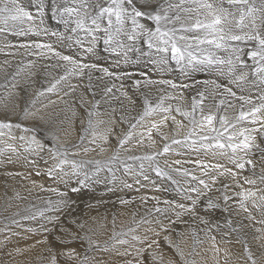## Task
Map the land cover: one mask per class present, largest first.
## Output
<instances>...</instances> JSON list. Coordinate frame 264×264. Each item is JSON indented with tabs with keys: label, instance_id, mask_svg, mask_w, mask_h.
I'll use <instances>...</instances> for the list:
<instances>
[{
	"label": "snow or ice",
	"instance_id": "snow-or-ice-1",
	"mask_svg": "<svg viewBox=\"0 0 264 264\" xmlns=\"http://www.w3.org/2000/svg\"><path fill=\"white\" fill-rule=\"evenodd\" d=\"M30 7L34 11L30 10ZM46 16L63 24L64 32H50L45 26ZM0 34H51L59 40H68V48L75 45L82 50L81 58L77 59L55 50L51 43H9L0 48V52H4L5 48H20L24 49L27 55L37 59L55 58L64 62L59 65L64 69L63 74L55 78L47 89L41 91V96L45 91H61L58 86L67 82L64 96L71 98V94L80 87V84L71 83L70 78L75 77L81 81L87 80L85 87L95 98L97 92L92 84L93 72L100 73L96 79L104 82L101 89L103 96L100 99L89 101L83 92L80 93V104L85 107L86 121L81 120L80 143L72 146L76 151L64 147L59 142V137L52 133V140L56 143L47 150L54 163L45 169L44 175L53 183L63 184L68 191L38 185L41 191L54 193L58 199L49 198L44 208L26 210L29 214L21 219L39 220V228L45 233L55 232L57 229L64 233L66 230L59 225L60 216L55 214L73 203L69 191L76 193L81 187L100 183L102 172L110 174L104 177L106 182H115L118 179V171L134 178L133 183L121 180L125 188L131 189L134 184L147 187L148 185L141 183L142 178L149 181L155 191H161L156 180L150 178L151 171L161 180L175 185L181 198L190 201L185 204L151 197L156 201V205L163 203L173 210L179 209L180 211L175 212L177 220L185 214L195 216L198 207H203L206 212L216 209L229 212L232 209L229 204L232 197L227 194V184L215 189L221 192L223 205L209 195L213 192L218 177L228 175L240 189L234 193L239 197L236 201L238 210L247 213L248 220L264 225V218L258 219L253 214L255 210L264 217V187H257V181L264 185V0H34V3L33 0L28 3L24 0H0ZM100 51L112 57L111 61H108L109 66L84 62L88 55L99 58ZM5 54L15 55L13 52ZM105 59L107 61V57ZM36 63V60H32L23 63L22 67L18 66L10 81L0 85L5 89L4 96L0 97V107L9 112L15 111L16 105L10 100L14 93L8 90L9 86L13 90L18 88V78L24 73L26 79L35 75L32 69L36 67ZM4 64L10 65V62L5 60ZM173 66L189 78H192V73L195 72H210L218 79L199 81L193 78V83L187 84L171 79L152 78V74L156 72L169 73ZM130 68L133 70H129ZM0 70L6 72L2 66ZM125 79L131 81V95L124 90L123 83H116ZM155 85H165L173 91L156 89L157 94L154 95L152 88ZM196 85L200 87L197 88ZM189 88L195 89L190 104L185 102L183 91ZM109 98L120 101L118 118L114 115L117 109L111 107L107 113L108 119H103L106 113L99 110L101 102L107 103ZM61 99L75 116L70 100ZM87 105L90 107H86ZM132 112L136 115H131ZM29 114L28 109H25L24 116ZM124 124H127V131L119 127ZM21 127V124L11 121L10 115H6L0 119V138L7 136L9 140L16 139L11 135V130ZM23 131L29 133L32 130L24 128ZM19 139L25 142L20 146L24 152L38 155L45 149V145L34 135L27 139L20 136ZM158 143L162 145L160 148L156 147ZM0 145H3L0 147V155L20 154L18 147L12 143L0 139ZM140 148H149L152 151L139 155L128 154ZM110 150L111 155L106 159L71 158L79 156L81 152L85 155L89 152L103 155ZM255 153L260 154L259 173L256 172L257 161L252 158ZM168 154L176 157L187 156L189 159H165L161 166L158 157ZM200 154L212 158L227 157L228 162L239 171L218 162L201 159ZM193 156L197 158L192 159ZM8 159L11 160V155ZM129 161L139 163H128ZM44 162L47 164L46 160ZM31 163L35 164V161ZM186 164H194L195 168L183 167ZM88 165L93 167L88 168ZM245 170L251 175L241 176ZM197 171L200 175L196 174ZM174 173L185 178L184 184H181ZM35 175L40 176L41 172L37 170ZM238 176L240 179H237ZM32 183L36 186L35 181ZM245 184L250 187L244 188ZM147 199L141 197L144 202H147ZM129 202L121 200L124 204ZM153 211L162 213L167 211V208L154 207L148 210L146 217L139 221L134 219L135 226L117 234L125 238L117 239L114 235V244L126 246L117 252V255L124 258L122 264H176L173 259L166 258L160 249L159 239L138 233L140 225L152 223L147 216L152 215ZM201 222L208 223L203 217ZM10 223L20 226V220L14 218H10ZM227 224L231 227V220H228ZM167 230L163 225L159 231L154 228L147 229L155 237ZM231 230L238 231L237 228ZM255 231L261 233L256 239H264V228H256ZM163 238L169 247L175 248L184 264H188L179 245H173L168 236ZM210 239L213 241L214 250L219 253L221 250L215 244V236ZM56 240H59L61 245L85 240L90 248L100 247L97 241L87 235L80 237L70 233L68 239L54 236V243L48 250V264H93L87 254L81 256L74 247H58ZM227 255L225 250V256ZM244 257L246 264H264V252L257 257L247 241L244 242Z\"/></svg>",
	"mask_w": 264,
	"mask_h": 264
},
{
	"label": "bare ground",
	"instance_id": "bare-ground-1",
	"mask_svg": "<svg viewBox=\"0 0 264 264\" xmlns=\"http://www.w3.org/2000/svg\"><path fill=\"white\" fill-rule=\"evenodd\" d=\"M24 2L28 3L29 0H24ZM30 10L34 11L31 7ZM36 23L38 24L39 21H36ZM45 26L50 32H64L63 24H59L47 16L45 17ZM65 35H68V33H65ZM64 41L68 40L58 41L53 48L64 55H72L74 58L80 59V53L82 50L75 45H73L72 48H68L65 44H62ZM31 42H50V36L0 34V48H4L5 44L9 43L19 45ZM6 52H13L15 55H6ZM130 55L133 57L135 56L134 53H130ZM106 57L107 61L105 59ZM111 59L112 57H109L107 53L100 51L99 58L88 55L84 59V62H94L103 66H109L108 61H111ZM5 60H8L10 65H5ZM32 60L37 61L36 67L32 69V71L35 72V75L30 79H26V73H24L18 78L20 81L18 88L13 90L9 86L8 90L13 91L14 93L10 100L16 105L15 111L9 112L3 107H0V119H3L6 115H10L12 122L22 125L21 128H13L11 130V135L16 137V139L9 140L7 136L0 138L6 143L16 145L20 153H22V155L11 153L0 155V264H48V250L54 243V236H62L63 238L68 239L70 233L77 234L80 237L87 235L91 237L92 240L97 241L100 247L90 248L85 240H76L64 245H61L59 240H56V245L58 247L76 248L81 256L87 254L93 264H122L124 258L117 255V252L122 251L126 246L114 244V235L117 239L125 238L117 234L126 232L129 227L135 226L134 219L139 221L142 217H146L148 210L154 209V207L167 208V211L162 213L153 211L152 215L147 216L152 223L150 225H140L138 227V233L141 235H148L150 238L159 239L160 249L165 253L166 258L173 259L176 264H184V261H182L180 256L176 253L175 248L169 247L168 242L163 238L164 236H168L173 245H179L184 251V260H186L188 264H193V262L194 264H221V261L223 264H246L244 257L245 241H247L249 248L257 257H259L261 252H264V239H256L261 233L255 231L256 228H264V225L256 224L254 221L248 220L246 218L247 213L238 210V204L236 201L239 200V197L235 196L234 193L240 191V189L236 187L235 182L228 175L227 178L224 176L221 178L218 177L217 184L213 192L209 193V195L213 196L217 203L223 205L221 192H218L215 189L221 188L223 184H227L229 186L227 194L232 197L229 204L232 205V209H236L235 211L230 209L229 212H224L220 209H216L206 212L201 209L200 214V207H198L195 216L185 214L177 220L175 212L180 211L179 209L173 210L171 207L166 206L163 203L156 205V201L151 199V197H159L161 201L167 199L185 204H189L188 201L176 200L174 196L171 197L170 195L165 194L163 185L157 181V185L162 189L161 191H155L149 181H141L142 184L148 185L147 187H140L139 185L134 184L133 188L129 189L125 188L123 185L118 186L120 184V178H118L116 184L115 182L108 184V182L104 180L102 185L104 191L101 189L99 190L96 184H90V186L86 188L81 187L80 191L76 192V194L69 191V196L73 203H71L70 207H65L62 212L55 214L60 216L59 225L66 230L64 233H61L59 229L55 232L50 231L45 233L39 228V220L30 221L21 219L23 216L29 214L26 210L31 209V211H35L38 208H44L47 206L46 201L49 198L53 200L58 199L54 193L41 191L38 185L43 184L45 188L58 187L63 191H68L63 184L53 183L52 180L44 175L45 169L54 163L47 150L48 148L55 146L56 143L52 140V133H55L59 137V142L62 143L64 147L76 151L72 146L80 143L79 138L82 135L81 120L86 121L85 107H82L80 104V93L83 92L84 97L87 100L92 101L94 99H100L101 96H103L101 89L104 87V82L96 79V77L101 74L94 71L92 84L97 92L95 98L91 96L89 90L85 87L87 80L84 79L81 81L79 78L75 77L70 78L71 83L80 84V87L76 92L71 94V98L64 96V91L67 90V82H62V84L58 86V88L62 89L61 91L53 93L45 91V94L41 96L39 93L47 89V87L54 82L55 78H58L63 74L64 69L59 67V65L64 62L55 58L37 59V57L27 55L25 50L20 48H5L4 52H0V66H2L3 69H6V72L0 70V85L10 81L11 75L17 71L18 66L22 67L23 63ZM45 65H57V67H45ZM113 70L119 71V69ZM129 70H133V68H130ZM177 73L180 72L175 70L173 66V70L169 73L161 74L156 72L152 74V78H167L179 83L180 81L178 80L179 77ZM181 75L180 80H183V82L180 83L187 84H192L193 78L199 81L218 79L216 75L210 72L192 73V78H190V80L185 78L186 76L183 74ZM124 82H128L129 85H125ZM116 83L118 85L123 83L124 90L128 91L130 95L132 94L130 80L125 79L122 82L117 81ZM196 87L199 88L200 85H196ZM161 88L166 92L173 91L165 85H155L152 88V93L156 95V89ZM113 91L116 92V89ZM183 91L185 102L190 104L191 97L195 94V89L189 88L184 89ZM4 94L5 89L0 87V97L4 96ZM116 94L119 95L118 92ZM61 98H63V100H70L72 109H74L76 113L75 116L73 115L72 110H69V108L62 102ZM52 101H56V103H52ZM172 103H175V101H172ZM86 107H90V105H87ZM101 107L102 109L100 111L106 113L103 119H108L107 113L110 112L111 107L117 109V112L114 115L118 118L120 113L119 100L109 98L107 103L104 101L101 102ZM127 107L128 105L125 102V108ZM25 109H28L30 113L27 117L24 116ZM131 115L134 116L136 113L132 112ZM177 118L180 119V117ZM119 127L123 128L124 131H127V124L120 125ZM24 128H29L32 131L25 133L23 131ZM32 135L36 136V138L45 145V149L38 155L24 152L23 148L20 147L25 142L21 141L19 137L25 136L27 139ZM85 144H87V141H85ZM161 146L160 143L156 145L157 148H160ZM0 147H3V145H0ZM111 151L112 150L103 155H97L96 152H89L85 155L81 152L79 156L71 158L76 160L106 159L111 155ZM150 151H152V149L140 148L134 149L132 153L128 154L139 155ZM9 155H11V160L8 159ZM25 155L28 158H26ZM33 156L35 157L33 158ZM159 158L161 163H163L165 159H169V161L177 159V157L172 154ZM21 160L25 161L30 168L29 170L25 167H21ZM45 160L47 161V164L44 162ZM32 161H35V164L31 163ZM255 161L259 163L258 159ZM129 162L133 164L139 163L132 161ZM87 167L92 168L93 166L88 165ZM183 167L194 169L195 165L186 164L183 165ZM233 169L238 171L235 167ZM37 170L41 172L40 176L35 175ZM243 172L245 173L242 176L251 175L247 170ZM9 173H12V175H9ZM17 173L23 175H17ZM196 174L200 175L199 171H197ZM173 175L176 176L175 173ZM105 176L107 175H101L100 177L104 178ZM237 179H240V177L238 176ZM32 181L36 182V186L33 185ZM125 181L127 183H133L134 178L131 176ZM166 182V186H169L173 192V186L169 181ZM240 182L243 183L242 180ZM245 185L244 188H247ZM257 187H264V185H261L259 181H257ZM137 188L140 190L137 191ZM141 197H147V202L142 201ZM121 200H128L130 202L124 204L121 203ZM15 213H19L20 215L15 216ZM198 214H200V219L197 218L199 216ZM253 214L256 215L258 219L264 218L261 217L258 212H255V210H253ZM49 215H52V213H49ZM201 217L208 221L209 229L202 226L199 227V232L198 226L202 224ZM10 218L20 220V226L11 224ZM188 220H193V225L191 222H187ZM228 220H231L232 222L231 227L227 224ZM172 221L176 222L172 223ZM80 225H83V227H80ZM161 225L166 226L168 230L167 232H162L159 237H155L152 232L147 231L148 228H154L159 231ZM191 226H193L192 230ZM49 227L52 226L49 225ZM30 228L35 230L28 231ZM232 228H237L238 231L234 232L231 230ZM211 236H215V244L221 250L219 253L213 248V241L210 239ZM197 241L200 242L198 243ZM106 246L107 250H105ZM225 250H227V256H225Z\"/></svg>",
	"mask_w": 264,
	"mask_h": 264
},
{
	"label": "rangeland",
	"instance_id": "rangeland-1",
	"mask_svg": "<svg viewBox=\"0 0 264 264\" xmlns=\"http://www.w3.org/2000/svg\"><path fill=\"white\" fill-rule=\"evenodd\" d=\"M49 36H50V42H46V43H51L52 44V46H54V45H56L57 43H58V41H63V40H59L56 36H53V35H51V34H49ZM55 38V39H54ZM70 42L69 41H64V43H62V44H65V46H67L68 44H69ZM132 69V68H131ZM178 74V77H179V81L180 82H183V80H180L181 79V73H177ZM181 75V76H180ZM185 78H188V80H190V78L189 77H185ZM165 79H167V78H165ZM74 82H76V81H74ZM179 82V83H180ZM125 83V82H124ZM125 85H129V83L128 82H126L125 83ZM102 109V107L100 106V109L99 110H101ZM24 153V152H23ZM256 155H254L252 158L254 159V160H256V159H258L259 160V157H260V154L259 153H255ZM20 155H22V153H20ZM27 155V154H26ZM26 155H25V157H26ZM259 155V156H258ZM35 156H33V158H34ZM196 158V156H193V157H191L192 159H195ZM203 157V158H202ZM26 158H28V157H26ZM178 158V157H177ZM189 159V157H187V156H184V157H179V159ZM199 158H201V159H205L206 161H209V162H212V163H221V164H225V166L226 167H228V168H234V165H232L231 163H229L228 162V160L226 159L227 157H216V158H212L211 156H207V157H205V156H203L202 154H200L199 155ZM158 159L160 160V158L158 157ZM36 160V159H35ZM217 160V161H216ZM223 162V163H222ZM128 163H131V162H128ZM20 164L22 165L21 167H25V168H27L28 170L30 169L28 166H27V164L25 163V161H23V160H21L20 161ZM227 164V165H226ZM16 166V165H15ZM161 166H163V163H161ZM20 167V168H21ZM247 167V166H246ZM259 163H257V168H256V172H258L259 171ZM234 170V169H233ZM235 171V170H234ZM239 171V170H238ZM245 172H243V173H241V176L244 174ZM259 173V172H258ZM101 175H110V174H108V173H106V172H104V173H101L100 174V176ZM116 176H117V178H120L119 179V181H120V184L118 185V186H121V185H123V183H121V180H123V181H125L127 178H129V177H131V176H126V175H124L123 174V172L122 171H118L117 173H116ZM149 176H150V178H152V179H157L156 181L157 182H159L161 185H163V187H164V189H167V190H164V193L165 194H168V195H170L171 197H175L176 198V200H183L182 198H181V196L177 193V191H176V186L175 185H173V184H171V182H170V184L173 186V188H174V190H173V192L171 191V188L169 187V186H166V184H167V182H166V180H161L160 178H158V177H156L155 175H154V173L153 172H149ZM224 177H226L227 178V175L226 176H224ZM176 178L178 179L179 178V181L181 182V184H184V180H185V178H182L181 176H179L178 177V175L176 174ZM219 178H221V177H219ZM104 178L103 177H101V182L100 183H91V184H96L97 186H98V188H99V190L101 189V190H103L104 191V189H102L103 188V182H104ZM117 181V180H116ZM116 181H115V184H116ZM141 181H144L142 178H141ZM161 181V182H160ZM163 182V183H162ZM166 182V183H165ZM112 182H108V184H111ZM101 184V185H100ZM187 186V185H186ZM245 187H250L249 185L247 186V185H245ZM103 191H102V193H103ZM76 194V193H75ZM83 202V201H82ZM189 203H190V201H188ZM203 203V202H202ZM201 209L203 210V207H200V214H201ZM200 214H198L199 216L197 217L198 219H200ZM187 222H191L192 223V225H193V220H188ZM202 223V222H201ZM202 226H205L207 229H209V225H208V223L207 224H204V223H202L200 226H198V231L200 232V230H199V227H202ZM196 227V226H195ZM193 229V226H191V230ZM201 229V228H200ZM221 264H223V262L221 261Z\"/></svg>",
	"mask_w": 264,
	"mask_h": 264
}]
</instances>
